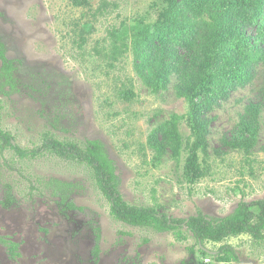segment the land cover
I'll return each instance as SVG.
<instances>
[{"label":"rangeland","instance_id":"374dc122","mask_svg":"<svg viewBox=\"0 0 264 264\" xmlns=\"http://www.w3.org/2000/svg\"><path fill=\"white\" fill-rule=\"evenodd\" d=\"M157 1L89 0L90 7L83 8L71 0H0V41L15 68L13 89L0 76L1 126L22 150L40 148L45 135L81 146L100 141L128 204L154 207L172 219L198 213L222 218L240 201L264 198V66L250 85L231 92L207 116L201 176L185 182L186 146L194 140L186 121L179 125L183 145L177 159L154 162L147 148L153 126L187 112L175 96V80L154 95L133 73L130 52L112 67L99 55L112 30L130 41L132 29L153 22ZM247 33L257 34L251 27ZM126 91L133 94L128 100L121 96ZM250 104L259 107L257 141L246 152L230 149L227 142L237 136ZM50 179L72 184L69 200L82 210L61 212L58 199L39 189ZM180 232L185 239L178 241L171 232L115 221L82 164L50 154L21 159L12 150L0 158V239L18 245V257H12L0 241V264H219L198 252L185 228ZM224 243L239 264H264V241L242 234ZM219 246L204 248L215 252Z\"/></svg>","mask_w":264,"mask_h":264},{"label":"trees","instance_id":"16d2710c","mask_svg":"<svg viewBox=\"0 0 264 264\" xmlns=\"http://www.w3.org/2000/svg\"><path fill=\"white\" fill-rule=\"evenodd\" d=\"M71 2L74 7H90L89 0ZM263 7L264 0H159L151 7L156 13L153 22H142L138 28L132 29L130 41L128 36L112 30L109 44L99 52L110 67L130 52L133 73L151 94L166 92L175 80V96L184 101L187 112L169 115L165 121L153 126L147 136V148L154 162L177 159L183 145L179 125L186 121L194 138L186 146L182 174L189 184L201 176L199 154H207L210 125L207 116L231 92L250 85L258 67L264 66ZM249 27L255 28V37L248 35ZM0 62L2 82L13 89L15 68L6 58L1 41ZM132 95L131 91L121 93L126 100ZM258 113V105L247 106L245 117L237 125V136L227 142L230 149L246 152L254 146ZM13 140L12 135L3 130L0 116V158L7 150H12L21 159L50 154L82 164L89 169L95 188L109 204V213L115 221L130 227L149 228L157 233L171 232L178 241L185 239L180 232L185 228L195 240L198 252L211 256L219 264H239L234 249L224 243L226 239L246 234L254 241H264V198L240 201L229 215L222 218L198 213L187 219H172L154 207L130 205L123 199L114 163L100 141L90 140L81 146L74 141L61 142L45 135L40 148L22 150L13 144ZM41 185V192H49L58 199L61 212L82 210L69 200L72 184L50 179ZM95 234L97 244L93 254L97 256L99 230ZM0 241L10 256L18 257L16 243ZM206 243L220 246L211 252L204 248Z\"/></svg>","mask_w":264,"mask_h":264},{"label":"built area","instance_id":"2783aa9c","mask_svg":"<svg viewBox=\"0 0 264 264\" xmlns=\"http://www.w3.org/2000/svg\"><path fill=\"white\" fill-rule=\"evenodd\" d=\"M208 262V260H205V263H207Z\"/></svg>","mask_w":264,"mask_h":264}]
</instances>
